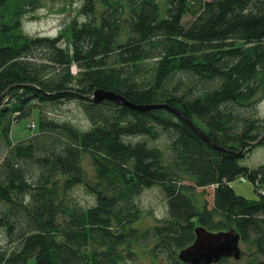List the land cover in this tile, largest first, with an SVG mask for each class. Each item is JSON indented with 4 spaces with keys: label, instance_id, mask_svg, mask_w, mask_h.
Instances as JSON below:
<instances>
[{
    "label": "trees",
    "instance_id": "1",
    "mask_svg": "<svg viewBox=\"0 0 264 264\" xmlns=\"http://www.w3.org/2000/svg\"><path fill=\"white\" fill-rule=\"evenodd\" d=\"M42 1L0 0V264H134L137 248L184 264L197 227L239 234L246 264H264V165L239 164L264 148V0H77L56 36H28ZM99 90L150 110L96 104ZM65 103L87 128L51 117ZM33 114L36 135L12 146V123ZM237 178L255 200L232 190ZM156 186L166 216L135 228L137 197ZM208 188L212 208L199 209Z\"/></svg>",
    "mask_w": 264,
    "mask_h": 264
},
{
    "label": "rangeland",
    "instance_id": "2",
    "mask_svg": "<svg viewBox=\"0 0 264 264\" xmlns=\"http://www.w3.org/2000/svg\"><path fill=\"white\" fill-rule=\"evenodd\" d=\"M39 9L34 11L32 15H29L27 19L22 22L23 32L28 36H56V34L62 29V27L70 21L76 14L75 10L80 5L77 0H43ZM184 23H188L190 18L184 19ZM73 71H75L73 69ZM51 112V117L58 118L60 120H68L74 126L80 128H87L88 122L85 120L83 114L78 110L77 106L73 103H65V105L57 106L55 109H48ZM258 113L264 116V99H262L257 107ZM36 115L33 114L31 118H23L18 122L12 123L10 130V143L12 146L19 142H23L34 135H36V127L31 125L36 124ZM138 140V139H136ZM146 140V139H145ZM151 146H156L159 149H163L167 140L159 138L158 140L149 141ZM83 168L88 180L94 181V166L91 164L89 157H84L82 160ZM241 166L254 169L260 165H264V148L256 147L252 153L245 159H242L239 163ZM235 193L241 197H245L248 200H255L258 197L254 186L248 181H241L239 178L235 179L230 184ZM260 192V191H259ZM212 189L208 188L204 191L201 189L196 190V196L194 203L201 209L204 203H207L208 209L212 208ZM74 197L78 199L80 205H90L92 203L91 197L87 196L82 188L75 190ZM137 203L140 206L141 215L134 227L140 230H146L148 227L155 225L158 219H162L166 216V204L164 195L161 193L159 187H153L144 190L137 197ZM241 254L237 260L227 258L225 262L219 264H246L253 258V248H249L245 245H240ZM137 261L134 264H150L152 259L147 258V249H138ZM165 264V263H164Z\"/></svg>",
    "mask_w": 264,
    "mask_h": 264
},
{
    "label": "water",
    "instance_id": "3",
    "mask_svg": "<svg viewBox=\"0 0 264 264\" xmlns=\"http://www.w3.org/2000/svg\"><path fill=\"white\" fill-rule=\"evenodd\" d=\"M93 102L98 103L101 101H112L118 105H123L133 108L137 111L150 110L148 107H134L130 106L123 97H119L112 92H105L99 90L93 95ZM187 125L201 137L203 141L208 143L207 138L193 127L192 123L186 121ZM215 148V147H213ZM195 239L188 248L181 250L178 258L184 264H219L222 260L231 258L234 260L239 259L241 256L240 249V236L234 232L224 233H209L203 227H197L194 230Z\"/></svg>",
    "mask_w": 264,
    "mask_h": 264
},
{
    "label": "built area",
    "instance_id": "4",
    "mask_svg": "<svg viewBox=\"0 0 264 264\" xmlns=\"http://www.w3.org/2000/svg\"><path fill=\"white\" fill-rule=\"evenodd\" d=\"M34 128V124L31 125ZM244 179H242L241 181H243Z\"/></svg>",
    "mask_w": 264,
    "mask_h": 264
}]
</instances>
